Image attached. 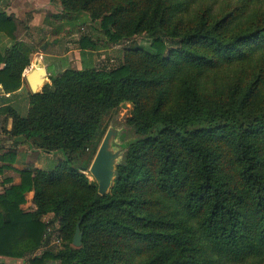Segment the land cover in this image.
I'll list each match as a JSON object with an SVG mask.
<instances>
[{
    "label": "trees",
    "instance_id": "16d2710c",
    "mask_svg": "<svg viewBox=\"0 0 264 264\" xmlns=\"http://www.w3.org/2000/svg\"><path fill=\"white\" fill-rule=\"evenodd\" d=\"M58 1L69 24L97 23L91 35L102 44L145 40L124 45L112 68L90 59L50 74L25 115L11 110V136L62 158L20 170L0 192V255L24 264H264V0ZM19 26L0 9L11 41L0 48L5 92L21 86L33 50ZM91 35L78 40L83 58L98 48ZM123 102L137 135L99 194L83 172L92 154L81 155ZM29 191L33 210L21 208ZM54 219L58 249L48 245Z\"/></svg>",
    "mask_w": 264,
    "mask_h": 264
},
{
    "label": "crops",
    "instance_id": "0c3cea01",
    "mask_svg": "<svg viewBox=\"0 0 264 264\" xmlns=\"http://www.w3.org/2000/svg\"><path fill=\"white\" fill-rule=\"evenodd\" d=\"M60 7L61 5L58 0H0V9L5 11L6 14H13L16 18L18 17L21 20L22 14L28 16L24 22L29 28L25 32L24 38H19L34 44L29 57L30 63L22 72L21 86L14 91L5 92L0 84V192H2L5 187L19 182L20 170L28 167L32 169L42 168L46 161L48 164L51 163V155L57 153H47L40 149H35L20 138L11 136L8 131L12 127L11 110L18 112L20 115H25L27 113L28 96L32 93L31 87L26 79L28 72L36 68L37 65L42 66L46 71L44 76L45 82L46 79H49L48 76L50 74L65 69L66 65L69 63L68 59L70 58H68V52L66 53L68 50L67 46H64V51L58 54V52L48 50L43 43L39 44L37 41L36 43L33 41L36 36L34 34L38 31L40 25L39 15H42L43 12L48 13L50 8H57L60 14L62 11ZM59 14L56 13L54 16L61 18ZM50 23L52 25L54 24L53 22ZM51 42L50 44H54V41ZM10 44L11 41H9V38L3 34V32H0V48L4 50ZM64 45H66V43H64ZM73 50H78V54L80 55L79 45ZM81 61L86 62L87 59L81 57ZM2 67L3 64L1 63L0 68ZM35 77L38 78L39 75L36 74ZM39 87H37L38 91H40ZM27 194L32 196L33 193L29 191ZM27 194H25L26 200ZM23 204H21V208H23ZM32 205L33 207L30 208L31 210L35 208V205ZM49 215L51 214L44 215L42 217L43 220H49ZM21 260L24 259L0 255V261L8 263L19 264L18 262Z\"/></svg>",
    "mask_w": 264,
    "mask_h": 264
},
{
    "label": "rangeland",
    "instance_id": "374dc122",
    "mask_svg": "<svg viewBox=\"0 0 264 264\" xmlns=\"http://www.w3.org/2000/svg\"><path fill=\"white\" fill-rule=\"evenodd\" d=\"M60 9L62 10V7H60ZM56 13L59 14V10L57 8L56 9L50 8L48 13L43 12L42 15H39L40 25L38 27V31L35 32L34 34L36 36L33 41L35 43L37 41V43L39 44L43 43L44 45H46V48L48 50L58 52V54L64 51L63 50L64 46H67L68 50L66 51V53L68 52V58L70 59H68L69 63L66 65V67L81 68V64H82L81 57L78 54V50H73V49L77 47L79 38L83 34L91 35L93 32H95L93 31L92 26L98 27V24L95 22L91 23L89 20L87 21L80 20V21H75L74 24L71 25L67 22L65 18L54 16V14ZM27 18L28 16L25 14H22V20L17 17V19L24 24H25L24 20H26ZM50 22H53L54 24L52 25ZM19 27L21 31L19 36L21 38H24L25 32L29 27L26 26V29H24L22 26ZM92 37L93 38H91V41L95 42V44L98 45V48L94 49L92 54H87V56H85L84 58H86L87 61L91 59L93 61L92 64H94V66L98 69L103 67L112 68L116 66L122 60L124 45L131 46L135 44H140L145 40V37L136 36L129 39L128 41L115 42V43L108 42L107 45H105L104 43L102 44L103 42L102 40H97L95 36ZM51 41L52 42L54 41V44H50ZM64 43H66V45H64ZM53 74H56V72H54ZM46 82L50 83V78L46 79L45 82L42 83L41 87H39V90L42 89L43 85ZM131 110H132V105L129 102H123L119 104V106L116 107L115 109L110 110L103 115L102 123H101V126L103 127V135L101 139L97 141L95 150L92 152V150L87 149L86 153H83L81 155L82 158H86L88 152L92 154L91 155L92 158L89 161L87 168L83 170V172L87 175L89 180H95L90 173L89 166L101 141L107 134H109L110 136L108 149L115 154L113 160L114 166L116 165V163L123 160L128 141L136 137L137 135L134 130V127L128 123V118L131 115ZM61 158L62 156L60 152H57L56 154H52L50 159L51 163H49L50 165L46 161L45 164L42 166V168H51ZM32 204H34L32 202V196H29V194H27V200L24 202L22 206L25 210H31L30 208L33 207ZM52 218H54L53 215L52 214L49 215L48 219L51 220ZM45 221H47V219ZM51 228H52L51 239L48 245L52 246L53 249H58L63 246L61 238L58 237L59 236L57 229L58 219H54V221L51 223ZM40 252L41 251L39 249L36 254H40ZM24 262L25 260H21L18 263L24 264Z\"/></svg>",
    "mask_w": 264,
    "mask_h": 264
},
{
    "label": "water",
    "instance_id": "95a60500",
    "mask_svg": "<svg viewBox=\"0 0 264 264\" xmlns=\"http://www.w3.org/2000/svg\"><path fill=\"white\" fill-rule=\"evenodd\" d=\"M33 71L38 72L40 79L36 86L32 78ZM45 73H46L45 69L40 65H37L36 68L28 72L26 79L31 87L32 92L38 91L37 87L41 86L42 83L44 82ZM109 137H110L109 134H107L103 138L89 166L90 173L97 183V191L99 194H104L108 191L114 176L115 166L113 164V160L115 154L108 149ZM81 237H82V232L80 231L79 226L77 225L73 235L72 243L75 246H78L81 243Z\"/></svg>",
    "mask_w": 264,
    "mask_h": 264
},
{
    "label": "bare ground",
    "instance_id": "6f19581e",
    "mask_svg": "<svg viewBox=\"0 0 264 264\" xmlns=\"http://www.w3.org/2000/svg\"><path fill=\"white\" fill-rule=\"evenodd\" d=\"M38 68H40V67H38ZM36 74H38V72L37 71L36 72L33 71L32 78L34 80L35 86L38 84V81L40 80L39 77L38 78L35 77Z\"/></svg>",
    "mask_w": 264,
    "mask_h": 264
},
{
    "label": "built area",
    "instance_id": "2783aa9c",
    "mask_svg": "<svg viewBox=\"0 0 264 264\" xmlns=\"http://www.w3.org/2000/svg\"><path fill=\"white\" fill-rule=\"evenodd\" d=\"M50 230H52V228H51V226L50 227H48V231H50ZM57 238V237H56ZM59 239V238H58Z\"/></svg>",
    "mask_w": 264,
    "mask_h": 264
}]
</instances>
